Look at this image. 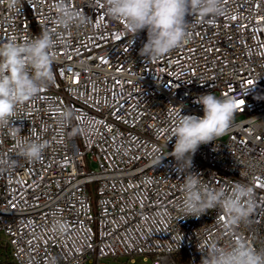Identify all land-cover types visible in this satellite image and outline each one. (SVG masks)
Masks as SVG:
<instances>
[{
  "label": "built area",
  "instance_id": "built-area-1",
  "mask_svg": "<svg viewBox=\"0 0 264 264\" xmlns=\"http://www.w3.org/2000/svg\"><path fill=\"white\" fill-rule=\"evenodd\" d=\"M60 2L21 0L17 11L0 0V43L42 31L58 41L52 80L14 117L21 136L48 142L41 159L17 156L12 126L0 128V155L18 161L0 173L2 257L201 264L197 245L243 238L264 247V0H224L220 16L186 17L190 39L155 61L139 54L147 31L130 47L124 22L106 15L104 0H65L91 20L68 28L57 22ZM207 93L235 97L238 111L224 135L198 148L190 170L208 187L240 182L254 190L249 222L231 233L219 209L182 219L183 178L169 155L175 107L203 116L193 101Z\"/></svg>",
  "mask_w": 264,
  "mask_h": 264
},
{
  "label": "clouds",
  "instance_id": "clouds-1",
  "mask_svg": "<svg viewBox=\"0 0 264 264\" xmlns=\"http://www.w3.org/2000/svg\"><path fill=\"white\" fill-rule=\"evenodd\" d=\"M9 9L20 11L21 0H6ZM106 15L124 22L130 47L142 30L147 40L139 54L146 61H155L182 46L188 39V16L217 17L224 13V0H104ZM58 23L65 28L91 23L86 15L68 7L65 0L57 5ZM58 41L52 33L42 31L23 42L10 39L0 43V128L12 126L16 137V155L23 160L41 159L48 142L21 136L22 125L14 122L17 108L35 98L53 77L54 49ZM203 106V116L184 115L181 107L174 117L168 143L175 138L173 151L176 172L183 178L181 211L183 217L199 218L208 210L219 209L224 218L225 231L249 222L255 208L254 190L250 185L233 182L230 188L208 187L202 175L193 172L192 158L202 144H207L226 133L237 111L238 101L232 96L201 94L193 101ZM73 117L72 111L60 114L61 125ZM162 156L157 157V164ZM17 160L0 155V173L14 169ZM201 264H264V247L257 248L243 238L222 246L216 241L203 248Z\"/></svg>",
  "mask_w": 264,
  "mask_h": 264
},
{
  "label": "rangeland",
  "instance_id": "rangeland-1",
  "mask_svg": "<svg viewBox=\"0 0 264 264\" xmlns=\"http://www.w3.org/2000/svg\"><path fill=\"white\" fill-rule=\"evenodd\" d=\"M3 259H1V260H5V258L4 257H2ZM6 261H9L7 258H6V260H5V262ZM122 264H152V261H151V259H149V260H144L142 257H137L136 259H135V261H130V260H128V259H122V261L121 260H119ZM120 262H118V261H116V262H112L111 264H121ZM9 262H6V263H4V264H8Z\"/></svg>",
  "mask_w": 264,
  "mask_h": 264
},
{
  "label": "trees",
  "instance_id": "trees-1",
  "mask_svg": "<svg viewBox=\"0 0 264 264\" xmlns=\"http://www.w3.org/2000/svg\"><path fill=\"white\" fill-rule=\"evenodd\" d=\"M2 255H3V254L0 253V264H4V263L8 262V261L5 262V261L1 260V259H2ZM8 264H10V263H8Z\"/></svg>",
  "mask_w": 264,
  "mask_h": 264
}]
</instances>
